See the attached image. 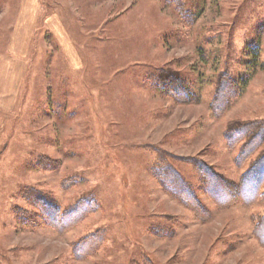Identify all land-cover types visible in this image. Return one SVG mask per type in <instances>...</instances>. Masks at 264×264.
I'll list each match as a JSON object with an SVG mask.
<instances>
[{"label":"rangeland","instance_id":"1","mask_svg":"<svg viewBox=\"0 0 264 264\" xmlns=\"http://www.w3.org/2000/svg\"><path fill=\"white\" fill-rule=\"evenodd\" d=\"M26 1L0 0V264H264V199L218 208L194 163L238 182L264 154L263 141L239 166L241 142L224 138L264 121V0H39L30 44H15ZM224 75L237 92L217 115ZM170 81L191 98L165 92ZM161 162L207 218L163 188ZM34 190L61 209L98 206L59 231ZM93 234L99 244L77 257Z\"/></svg>","mask_w":264,"mask_h":264},{"label":"trees","instance_id":"2","mask_svg":"<svg viewBox=\"0 0 264 264\" xmlns=\"http://www.w3.org/2000/svg\"><path fill=\"white\" fill-rule=\"evenodd\" d=\"M181 13L186 17V13L183 11ZM163 90L169 92L168 94L179 101L191 98L189 90L177 81H170ZM236 92L231 80L226 75L221 77L211 104L213 112L217 115L222 113L235 97ZM224 138L227 145L233 148L241 142L236 164L242 166L250 154L264 141V121L240 122L231 125L224 133ZM194 163L201 176L202 191L218 208L224 209L237 202L249 206L264 199V191H262L264 154L251 161L250 166L242 173L238 182L225 179L198 160ZM155 175L164 189L182 203L190 206L201 219L208 217V211L198 201L189 184L169 164L161 162L157 165ZM33 194L29 196L31 203L40 211L39 214L43 221L53 225L59 231H64L70 225L75 224L98 206L95 200L89 197L78 200L67 209H61L47 196H43L35 190ZM254 225L255 237L264 248V214L255 219ZM98 238L100 241V236L93 234L77 242L74 245V253L77 257L85 256L96 247L99 244Z\"/></svg>","mask_w":264,"mask_h":264},{"label":"crops","instance_id":"3","mask_svg":"<svg viewBox=\"0 0 264 264\" xmlns=\"http://www.w3.org/2000/svg\"><path fill=\"white\" fill-rule=\"evenodd\" d=\"M22 9H19V13L23 15V17H19L16 21V25L13 26L15 30V32H13V38L15 39V44L18 43H23V36H25L26 41H24V43L26 45L30 44V33L29 30L33 29L34 24L37 21V18L39 17V13L41 12V6H39V0H27L25 5L21 6ZM24 9V10H23ZM48 16L47 18V22L50 24V22H54L56 23V21H59L58 15L54 14V15H45V17ZM24 29V30H23ZM23 30V31H22ZM23 32V33H22ZM19 38L22 39V41L19 40ZM26 50V49H25ZM23 52H21V54H16V57L21 56V60L25 61V56L27 54V50L26 52L24 51V54H22ZM20 60V61H21Z\"/></svg>","mask_w":264,"mask_h":264}]
</instances>
